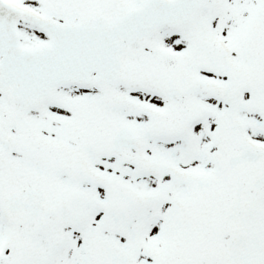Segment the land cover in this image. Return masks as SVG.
I'll list each match as a JSON object with an SVG mask.
<instances>
[{
	"label": "snow or ice",
	"instance_id": "snow-or-ice-1",
	"mask_svg": "<svg viewBox=\"0 0 264 264\" xmlns=\"http://www.w3.org/2000/svg\"><path fill=\"white\" fill-rule=\"evenodd\" d=\"M0 264H264V0H0Z\"/></svg>",
	"mask_w": 264,
	"mask_h": 264
}]
</instances>
